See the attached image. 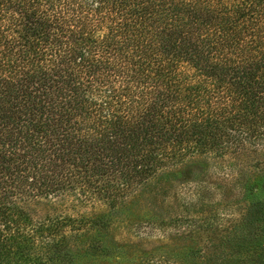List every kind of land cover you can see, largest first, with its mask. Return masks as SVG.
I'll list each match as a JSON object with an SVG mask.
<instances>
[{"label": "trees", "instance_id": "trees-1", "mask_svg": "<svg viewBox=\"0 0 264 264\" xmlns=\"http://www.w3.org/2000/svg\"><path fill=\"white\" fill-rule=\"evenodd\" d=\"M247 145L264 147V0H0V264H56L194 155L236 185ZM250 203L206 225L264 241Z\"/></svg>", "mask_w": 264, "mask_h": 264}, {"label": "rangeland", "instance_id": "rangeland-1", "mask_svg": "<svg viewBox=\"0 0 264 264\" xmlns=\"http://www.w3.org/2000/svg\"><path fill=\"white\" fill-rule=\"evenodd\" d=\"M246 147L237 160L236 185L213 183L217 174L229 169L221 159L186 158L107 209L106 223L94 226L90 235L70 233L66 256L56 264H260L257 255L264 251V241H243L245 247L237 248L224 238L233 232L229 219L214 229L206 225L218 213L237 223L252 197L258 194L264 200V169L257 168L264 147ZM245 187L248 195L236 198Z\"/></svg>", "mask_w": 264, "mask_h": 264}]
</instances>
